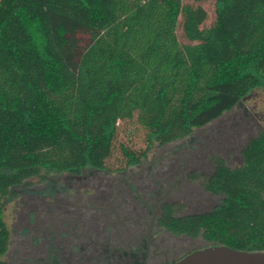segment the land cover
<instances>
[{
	"label": "trees",
	"instance_id": "obj_1",
	"mask_svg": "<svg viewBox=\"0 0 264 264\" xmlns=\"http://www.w3.org/2000/svg\"><path fill=\"white\" fill-rule=\"evenodd\" d=\"M215 10L206 23L200 0H0V256L11 238L2 198L14 186L43 172L108 168L120 119L137 114L150 142L166 144L262 83L264 0H216ZM123 152L131 165L147 149ZM242 156L232 166L214 155L204 187L220 204L178 214L165 200L157 224L202 238L193 249L264 250V125ZM91 233L85 263H116L122 233Z\"/></svg>",
	"mask_w": 264,
	"mask_h": 264
},
{
	"label": "rangeland",
	"instance_id": "obj_2",
	"mask_svg": "<svg viewBox=\"0 0 264 264\" xmlns=\"http://www.w3.org/2000/svg\"><path fill=\"white\" fill-rule=\"evenodd\" d=\"M200 1L209 12L206 23H211L216 0ZM262 125L264 80L233 109L166 144L150 142L137 114L120 119L108 168L86 167L80 174L43 172L2 198L11 238L0 258L7 264H86V250L91 251L86 240L100 230L105 236L123 235L113 238L117 249L107 251L116 256L114 264H162L165 253L174 263L204 241L159 226L161 203L173 202L178 214L220 204L221 197L204 187L205 175L215 167L214 155L239 165L246 140ZM123 145L137 152L147 149V154L129 165ZM104 235L97 240H105Z\"/></svg>",
	"mask_w": 264,
	"mask_h": 264
},
{
	"label": "water",
	"instance_id": "obj_3",
	"mask_svg": "<svg viewBox=\"0 0 264 264\" xmlns=\"http://www.w3.org/2000/svg\"><path fill=\"white\" fill-rule=\"evenodd\" d=\"M162 264H264V250L238 249L227 244L211 243L187 252L174 263L165 253Z\"/></svg>",
	"mask_w": 264,
	"mask_h": 264
}]
</instances>
